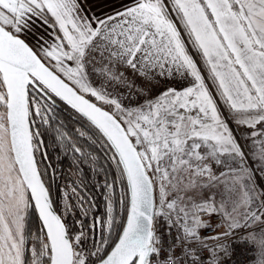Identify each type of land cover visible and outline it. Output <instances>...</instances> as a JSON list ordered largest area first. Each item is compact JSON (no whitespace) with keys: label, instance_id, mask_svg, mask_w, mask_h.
Listing matches in <instances>:
<instances>
[{"label":"snow or ice","instance_id":"obj_1","mask_svg":"<svg viewBox=\"0 0 264 264\" xmlns=\"http://www.w3.org/2000/svg\"><path fill=\"white\" fill-rule=\"evenodd\" d=\"M0 264H264V0H0Z\"/></svg>","mask_w":264,"mask_h":264},{"label":"trees","instance_id":"obj_2","mask_svg":"<svg viewBox=\"0 0 264 264\" xmlns=\"http://www.w3.org/2000/svg\"><path fill=\"white\" fill-rule=\"evenodd\" d=\"M71 127H72V125H69L70 129H71ZM50 154L53 155V157L55 156V153L50 152ZM63 164H64L65 168H67L68 161L64 160ZM96 195H97V198H98V202H100L99 194L97 193ZM101 208H102V205H101Z\"/></svg>","mask_w":264,"mask_h":264},{"label":"built area","instance_id":"obj_3","mask_svg":"<svg viewBox=\"0 0 264 264\" xmlns=\"http://www.w3.org/2000/svg\"><path fill=\"white\" fill-rule=\"evenodd\" d=\"M249 255H251V254L249 253Z\"/></svg>","mask_w":264,"mask_h":264}]
</instances>
